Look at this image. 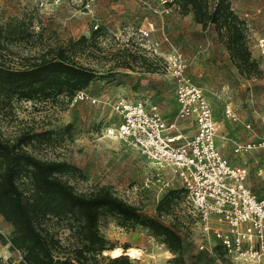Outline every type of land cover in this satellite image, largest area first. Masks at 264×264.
Masks as SVG:
<instances>
[{
    "label": "rangeland",
    "instance_id": "1",
    "mask_svg": "<svg viewBox=\"0 0 264 264\" xmlns=\"http://www.w3.org/2000/svg\"><path fill=\"white\" fill-rule=\"evenodd\" d=\"M232 10L244 21L246 47L253 67L246 69L232 59L213 25L203 28L179 0H0V63L13 69H25L54 59L58 51L78 65L93 69L96 78L83 91L88 99H75L66 92L32 99L8 96L0 89V134L14 142L23 134L34 135L25 150L43 161H63L73 167L61 176L74 192L90 195L107 189L134 206L139 213L156 217L173 226L185 239L181 254H172L161 239L146 229L124 222L118 215L104 214L97 223L105 240L101 253L86 254L98 264L112 259L109 252L119 248L122 255L136 264H264L242 261L226 255L218 242L205 238L189 217V206L180 195L156 206L169 191L180 190L171 181L162 195L154 166L136 149L106 130L118 122L112 109L118 98L145 101L155 106L163 119L171 121L178 110L172 71L168 62L180 56L184 73L201 88L218 125L215 145L231 166L245 167V184L251 193L264 200V160L259 149L249 151L244 159L234 153L235 143L256 140L264 124V0H229ZM216 0H211L214 4ZM154 10H157L155 12ZM167 10V12H165ZM153 31L148 41L138 29ZM157 24V25H156ZM157 42L156 50L142 45L132 54L125 44ZM95 99L92 104L89 99ZM233 111L236 123L225 115ZM248 124L250 129H246ZM183 122L179 127H188ZM192 134V129L187 130ZM162 177H170L167 171ZM153 184L149 188L144 181ZM30 194L28 179L18 182ZM170 205V206H169ZM40 229L57 241L53 255L74 258L82 246L71 220L46 218ZM13 228L0 216V264H20L21 254L11 249ZM204 245L199 249L198 245ZM140 251L141 258L125 255L126 250Z\"/></svg>",
    "mask_w": 264,
    "mask_h": 264
},
{
    "label": "trees",
    "instance_id": "2",
    "mask_svg": "<svg viewBox=\"0 0 264 264\" xmlns=\"http://www.w3.org/2000/svg\"><path fill=\"white\" fill-rule=\"evenodd\" d=\"M181 7L191 12L193 20L203 28L213 25L233 60L246 69L253 67L246 47L244 21L232 10L229 0H179ZM3 27L0 26V41ZM96 78L93 69L70 60L63 51L54 59L40 62L25 69H13L0 63V89L6 95L32 99L47 97L51 92L70 96L87 88ZM34 135L23 134L14 142L3 140L0 134V216L12 226L9 238L11 249L20 252V264H98L86 254L101 253L106 248L99 235L97 223L104 214L118 215L124 222L138 225L154 237L172 254H181L185 239L173 226L165 225L160 216L151 217L116 197L109 190L90 195L74 192L61 176L73 167L63 161H43L25 150ZM28 179L30 194L26 195L18 181ZM181 191H169L158 202L160 209L167 199L173 200ZM170 206V205H169ZM71 220L78 225L76 233L82 246L74 258L53 255L57 241L40 229L46 218ZM2 243L6 241L0 236ZM107 264H136L126 256L108 260Z\"/></svg>",
    "mask_w": 264,
    "mask_h": 264
},
{
    "label": "built area",
    "instance_id": "3",
    "mask_svg": "<svg viewBox=\"0 0 264 264\" xmlns=\"http://www.w3.org/2000/svg\"><path fill=\"white\" fill-rule=\"evenodd\" d=\"M165 1L159 0L162 4ZM152 31L151 24L148 29L137 30L145 40ZM141 45L153 52L158 46L157 42ZM168 63L178 103L173 119L165 121L157 107L147 106L145 101L118 98L112 105L118 122L107 128V136L136 149L154 166L152 177L162 195L170 190L172 180L180 183L181 195L190 208L189 217L202 236L216 240L232 259L259 261L264 258V200L256 198L246 186L245 167L231 166L217 149L218 125L201 88L185 75L180 56H172ZM75 99L86 100L88 95L82 90L76 93ZM89 101L97 103L91 97ZM225 115L236 123L229 106L225 108ZM183 122L188 127L180 128ZM189 128L192 134L187 135ZM245 128L250 126L246 124ZM253 149L261 150L264 160V124L259 138L235 143L233 148L241 159ZM165 171L170 177H162ZM151 184L149 179L144 181L146 188ZM198 248L203 249L204 245L199 244Z\"/></svg>",
    "mask_w": 264,
    "mask_h": 264
},
{
    "label": "bare ground",
    "instance_id": "4",
    "mask_svg": "<svg viewBox=\"0 0 264 264\" xmlns=\"http://www.w3.org/2000/svg\"><path fill=\"white\" fill-rule=\"evenodd\" d=\"M110 256L112 258H117L119 256H121L123 253L119 248H114L109 252ZM125 255L134 258V259H138L141 258L142 255L140 254V251H138L137 249L134 248H130L128 250H126Z\"/></svg>",
    "mask_w": 264,
    "mask_h": 264
},
{
    "label": "crops",
    "instance_id": "5",
    "mask_svg": "<svg viewBox=\"0 0 264 264\" xmlns=\"http://www.w3.org/2000/svg\"><path fill=\"white\" fill-rule=\"evenodd\" d=\"M139 45H141V44H131L132 47L130 49H128V51H130L132 54H139V52H136V50L138 49V47L140 48Z\"/></svg>",
    "mask_w": 264,
    "mask_h": 264
}]
</instances>
